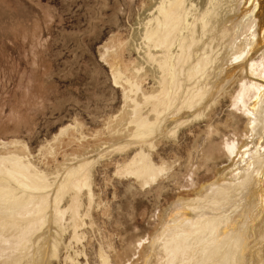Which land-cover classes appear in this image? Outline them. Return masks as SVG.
I'll return each mask as SVG.
<instances>
[{
  "label": "bare ground",
  "instance_id": "6f19581e",
  "mask_svg": "<svg viewBox=\"0 0 264 264\" xmlns=\"http://www.w3.org/2000/svg\"><path fill=\"white\" fill-rule=\"evenodd\" d=\"M145 19L138 45L145 61L136 72L151 66L157 88L144 90L119 62L112 67L132 108L131 138L54 177L26 154L0 153V264H90L83 240L95 202V166L130 153L116 163V173L142 187L154 184L177 163L159 145H180L182 132L198 120L216 129L215 105L244 78L253 82L250 47L264 46V0H157ZM254 110L260 137L237 161L234 181L221 177L201 197L176 203L144 264H264V89ZM99 246L98 263L116 264L104 243Z\"/></svg>",
  "mask_w": 264,
  "mask_h": 264
},
{
  "label": "rangeland",
  "instance_id": "374dc122",
  "mask_svg": "<svg viewBox=\"0 0 264 264\" xmlns=\"http://www.w3.org/2000/svg\"><path fill=\"white\" fill-rule=\"evenodd\" d=\"M156 1L0 0V153L26 154L54 177L68 164L131 138L133 125L129 131L126 122L132 108L112 67L119 62L144 90L157 88L151 66L136 72L145 61L140 30ZM258 50L250 47L253 82L244 78L232 86L211 111L216 129L198 120L182 132L180 145H159L177 160L167 177L147 187L120 177L116 163L130 153L95 166V202L83 240L90 264H99L101 243L116 264H144L145 250L176 203L201 197L221 177L234 181L237 161L260 137L253 123L264 89V46Z\"/></svg>",
  "mask_w": 264,
  "mask_h": 264
}]
</instances>
